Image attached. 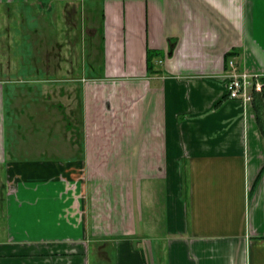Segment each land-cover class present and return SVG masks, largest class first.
Listing matches in <instances>:
<instances>
[{
    "label": "crops",
    "instance_id": "obj_1",
    "mask_svg": "<svg viewBox=\"0 0 264 264\" xmlns=\"http://www.w3.org/2000/svg\"><path fill=\"white\" fill-rule=\"evenodd\" d=\"M75 1L92 37L58 155L13 157L0 79V264H264V96L231 99L225 78L229 59L264 73V0Z\"/></svg>",
    "mask_w": 264,
    "mask_h": 264
},
{
    "label": "rangeland",
    "instance_id": "obj_2",
    "mask_svg": "<svg viewBox=\"0 0 264 264\" xmlns=\"http://www.w3.org/2000/svg\"><path fill=\"white\" fill-rule=\"evenodd\" d=\"M71 3L50 13L30 9V22L25 13L21 20L17 12L13 13L10 25L6 24V12L0 11V79L6 81V103H12L14 108L7 119V142L9 146L13 140L14 147L19 141L23 143L22 149L19 146L12 152L13 157L54 156L52 141L59 132L67 131L65 123L73 121L81 127L83 104L70 87L78 83L74 79L83 69L92 34L84 24L88 18L86 5L75 0ZM26 38L29 44L20 48ZM26 103H44L41 110L46 118L37 113L24 114L30 123L21 124L19 110ZM16 123L21 128L16 129ZM54 153L59 154L56 150Z\"/></svg>",
    "mask_w": 264,
    "mask_h": 264
},
{
    "label": "built area",
    "instance_id": "obj_3",
    "mask_svg": "<svg viewBox=\"0 0 264 264\" xmlns=\"http://www.w3.org/2000/svg\"><path fill=\"white\" fill-rule=\"evenodd\" d=\"M226 94L231 99L251 102L253 93L264 96V73H252L241 69L234 59L226 63Z\"/></svg>",
    "mask_w": 264,
    "mask_h": 264
},
{
    "label": "trees",
    "instance_id": "obj_4",
    "mask_svg": "<svg viewBox=\"0 0 264 264\" xmlns=\"http://www.w3.org/2000/svg\"><path fill=\"white\" fill-rule=\"evenodd\" d=\"M153 55V53H152V51L149 49L148 50V52H147V60H148V69L149 70H152L153 69V61H152V56ZM257 120H259V125H260V129H261V131L264 133V126L261 124V120H260V116L259 115H257Z\"/></svg>",
    "mask_w": 264,
    "mask_h": 264
}]
</instances>
